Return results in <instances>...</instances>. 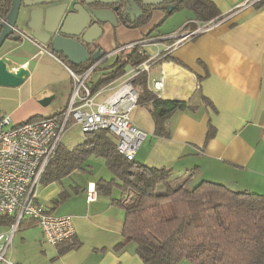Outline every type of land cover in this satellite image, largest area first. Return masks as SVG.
<instances>
[{
	"label": "crops",
	"instance_id": "crops-1",
	"mask_svg": "<svg viewBox=\"0 0 264 264\" xmlns=\"http://www.w3.org/2000/svg\"><path fill=\"white\" fill-rule=\"evenodd\" d=\"M209 1L219 12L218 19L207 22L212 23L204 33L183 41L169 55L164 51L166 39L176 34L173 30L161 33V29L166 18L176 12L167 15L165 10L154 8L147 24L137 28L104 26L96 43L104 57L92 72L99 71L89 89L99 93L97 102L107 99L135 68L123 63L128 51L120 48L149 41L140 47L149 60L147 89L158 99L184 102L188 107L170 117L168 136L158 137L148 104H139L132 122L146 137L134 161L169 170L175 186L182 183L192 188L210 182L234 192L264 196V0ZM186 20L194 23L193 14ZM207 23H197L195 28ZM182 26L183 21L178 28ZM1 57L13 72L24 71L26 75L18 87L0 86V116L8 115L18 124L67 109L73 81L57 61L39 55L37 46L26 40L6 42ZM120 68V75L97 87ZM45 98L50 102L43 106L40 101ZM75 172L82 171L68 176ZM88 172H92L91 167ZM104 176L98 179L108 180ZM66 177L40 183L36 201L51 215L71 217L75 236L50 246L37 223L24 218L11 243L13 264H143L133 243L116 248L122 242L124 220V209L114 202L120 191L118 195L113 191L109 196L99 194L98 179L65 185ZM88 184H94L96 190L90 203L86 202Z\"/></svg>",
	"mask_w": 264,
	"mask_h": 264
},
{
	"label": "trees",
	"instance_id": "trees-1",
	"mask_svg": "<svg viewBox=\"0 0 264 264\" xmlns=\"http://www.w3.org/2000/svg\"><path fill=\"white\" fill-rule=\"evenodd\" d=\"M9 4L10 0H0V17L3 19ZM157 8L165 10L167 15L183 9L190 11L194 16L190 31L196 29L197 23L216 20L219 15L209 0H175ZM151 11L149 9L134 23L127 20L123 25L128 28L144 26ZM58 57L67 63L63 57ZM145 60L144 54L139 55L138 49L134 48L128 51L123 63L137 67ZM94 63L68 67L83 72ZM121 73V68L116 70L112 76L103 78L97 87ZM133 87L138 95V105L148 104L154 135L167 137L170 117L176 111L185 110L187 104L158 99L147 89L145 73L136 76ZM34 119L39 117L30 120ZM83 134V141L73 148L59 145L41 183L58 182L74 171L88 172L90 167L86 161L91 156L102 158L113 177L97 180L98 193L109 196L114 189L119 190L120 198L114 202L124 209L122 242L116 248L133 243L143 264H178L181 261L189 264H264L263 195L234 192L210 182H201L192 188L182 183L175 186L169 170L126 160L117 151V138L108 131ZM165 203L170 204L168 215L163 211ZM14 220V216L0 213V226L9 228Z\"/></svg>",
	"mask_w": 264,
	"mask_h": 264
},
{
	"label": "built area",
	"instance_id": "built-area-1",
	"mask_svg": "<svg viewBox=\"0 0 264 264\" xmlns=\"http://www.w3.org/2000/svg\"><path fill=\"white\" fill-rule=\"evenodd\" d=\"M3 20L0 17V22ZM211 23L167 38L165 54L169 55L183 41L204 33ZM14 33L19 35L20 40L34 43L39 55L46 54L65 68L73 81V93L67 109L58 117L16 124L8 115L0 116V213L15 217L8 231L0 233V264H13L8 252L13 236L24 218L37 223L50 246L71 241L75 236L71 217L53 216L36 202L43 174L61 143L71 117L79 124L82 133L106 130L113 134L117 138L118 153L128 161L134 160L146 137L145 132L133 124L132 113L138 106L133 81L140 73L149 72L148 59L130 71L107 99L97 102L99 93L91 92L85 82L98 62L83 72H75L45 45L37 43L19 30L14 29ZM145 43L149 41L130 43L122 46L120 51L137 48L138 54L142 55L140 47ZM95 197V185L88 184L86 202H93Z\"/></svg>",
	"mask_w": 264,
	"mask_h": 264
},
{
	"label": "water",
	"instance_id": "water-1",
	"mask_svg": "<svg viewBox=\"0 0 264 264\" xmlns=\"http://www.w3.org/2000/svg\"><path fill=\"white\" fill-rule=\"evenodd\" d=\"M167 1L10 0L8 13L0 22V50L6 42L20 41L16 29L63 57L70 66L100 62L104 53L96 43L104 34V26L117 28L128 19L134 23L143 16V8L161 7ZM24 75V71L13 72L6 59L0 58V86L18 87ZM49 102L45 98L40 104Z\"/></svg>",
	"mask_w": 264,
	"mask_h": 264
},
{
	"label": "rangeland",
	"instance_id": "rangeland-1",
	"mask_svg": "<svg viewBox=\"0 0 264 264\" xmlns=\"http://www.w3.org/2000/svg\"><path fill=\"white\" fill-rule=\"evenodd\" d=\"M191 17H192V14L188 10L176 12L174 15H172L171 18H166L165 26L161 29V31H162L161 33L165 32V34L166 33L170 34V33H172V32H170L172 30L174 31V34H176V35L187 33L188 31H190L192 26L190 25V23H188V20H186V19L189 18L191 20ZM182 21L184 22L185 27L182 26L180 29L178 27L180 26ZM18 25L20 26V23H18ZM110 61H112V60H110ZM98 73H99V71H95L94 73H92L91 76H89V78L85 82V84L88 87L89 86L91 87L92 84L95 83L94 81L97 78V76H95V75H97ZM83 138H84V134L81 132L79 124L75 123L73 121V118L71 117L69 126L66 128L65 132L63 133L60 144L64 147L70 149V148H73L76 144L82 142ZM86 165H87V167L92 168V172H90V173L83 172V171L82 172H75L63 180L64 184L67 185L68 183H71L73 181H77L80 183H82V182L87 183V181L92 180V179H98V177H102L103 175H105L104 177H108L107 179H110L113 177V174L111 172H109L107 170V168L105 167L104 160L102 158L91 156L86 161ZM96 183H97V181H96ZM113 192L117 195L119 194L117 189H114ZM169 205H170L169 203H165L163 206V211H164L165 215H168L167 213H168V210L170 209ZM52 215L59 216L58 213L52 214ZM21 225H23V223ZM19 227H20V225H19ZM6 229H7V227L0 226V233L6 231ZM8 255H10V249H9Z\"/></svg>",
	"mask_w": 264,
	"mask_h": 264
},
{
	"label": "flooded vegetation",
	"instance_id": "flooded-vegetation-1",
	"mask_svg": "<svg viewBox=\"0 0 264 264\" xmlns=\"http://www.w3.org/2000/svg\"><path fill=\"white\" fill-rule=\"evenodd\" d=\"M170 1H175V0H168L166 3H168V2H170ZM149 9H154V8H143L142 10H143V15L144 14H146L147 13V11L149 10ZM119 13V12H118ZM128 21H129V19H128ZM90 49H91V47H90Z\"/></svg>",
	"mask_w": 264,
	"mask_h": 264
}]
</instances>
